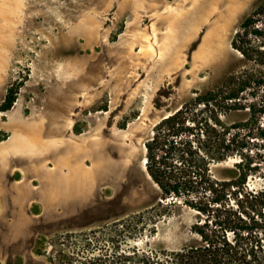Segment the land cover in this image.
I'll list each match as a JSON object with an SVG mask.
<instances>
[{"label":"rangeland","instance_id":"obj_1","mask_svg":"<svg viewBox=\"0 0 264 264\" xmlns=\"http://www.w3.org/2000/svg\"><path fill=\"white\" fill-rule=\"evenodd\" d=\"M263 1L0 0V103L20 84L0 111V264H78L111 241L178 250L199 242L195 227L246 236L264 203V137L247 145L244 194L206 212L160 207L143 142L195 91L252 65L230 43Z\"/></svg>","mask_w":264,"mask_h":264},{"label":"trees","instance_id":"obj_2","mask_svg":"<svg viewBox=\"0 0 264 264\" xmlns=\"http://www.w3.org/2000/svg\"><path fill=\"white\" fill-rule=\"evenodd\" d=\"M251 35L262 36V41L252 44ZM263 37L264 1L240 22L230 43L252 65L230 71L214 87L195 91L189 101L161 116L144 140L145 170L157 187L163 210L183 204L206 212L211 205L244 194L253 168L245 154L247 145L257 134L264 137L260 122L264 95L256 101L264 91ZM19 87V83L7 86L0 111L13 106ZM235 112L242 118L228 121L227 116ZM236 157L231 166L215 173V165ZM259 214V219L251 217L249 225L242 227L248 234L237 235L234 242L224 233L217 235L195 227L199 242L178 250L145 251L111 241L107 249L87 254L78 264H264V203ZM135 217L136 221L120 224L118 231L138 228L143 215ZM157 217L149 218L152 227ZM90 242L88 239L87 246Z\"/></svg>","mask_w":264,"mask_h":264},{"label":"water","instance_id":"obj_3","mask_svg":"<svg viewBox=\"0 0 264 264\" xmlns=\"http://www.w3.org/2000/svg\"><path fill=\"white\" fill-rule=\"evenodd\" d=\"M144 159V161H145V158H143ZM145 167V166H144ZM145 172H146V170H145ZM147 173V172H146ZM148 175V174H147Z\"/></svg>","mask_w":264,"mask_h":264}]
</instances>
